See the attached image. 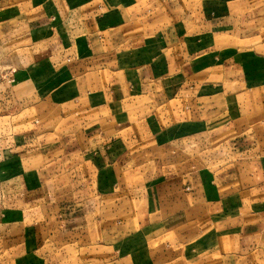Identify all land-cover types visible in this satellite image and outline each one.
<instances>
[{
    "label": "crops",
    "instance_id": "1",
    "mask_svg": "<svg viewBox=\"0 0 264 264\" xmlns=\"http://www.w3.org/2000/svg\"><path fill=\"white\" fill-rule=\"evenodd\" d=\"M249 4L0 0V264H53L47 206L78 264H252L226 238L256 226L225 228L264 205V136L238 120L264 109V6ZM135 122L160 149L148 172L125 158ZM226 134L244 155L211 169Z\"/></svg>",
    "mask_w": 264,
    "mask_h": 264
},
{
    "label": "rangeland",
    "instance_id": "2",
    "mask_svg": "<svg viewBox=\"0 0 264 264\" xmlns=\"http://www.w3.org/2000/svg\"><path fill=\"white\" fill-rule=\"evenodd\" d=\"M251 4L253 6H264V0H251ZM251 4H249V6H251ZM262 17H264V12L261 13ZM258 35L259 38H262L261 40H259L258 44H260V41H264V25L259 27L258 29H256L255 31H253L252 35ZM258 48L261 49V47L259 46ZM40 55V54H37ZM2 60V59H1ZM0 60V79H3L4 77H2L4 75V71H5V67L4 66V58L1 61ZM22 61H18V64H21ZM181 94H179L180 96ZM258 94H256V91H254L253 93V97L257 96ZM174 98L173 100H168V102L166 103L167 105V111H162L163 113H168L170 114V109H172V107L174 108L175 106V94L173 95ZM256 98V97H255ZM188 99H180L179 100V104L182 106V108L180 109L181 111H183V113H180L179 111V116H182L183 118H191L192 117V111L191 108H185L186 105H190L188 104ZM253 99V98H252ZM137 100V99H136ZM140 100H142L143 102H149V99L146 97H142ZM185 100L184 103H182ZM139 101V100H138ZM190 107V106H188ZM170 108V109H169ZM57 109V108H56ZM52 110L50 112V116L47 115V121L51 122V125L54 124L58 119V114H56L57 110ZM146 111H149V109H146ZM173 112V109H172ZM159 114L161 116V120L163 121L162 124L166 125L169 122L173 120V115L171 117H164L165 113L163 114ZM40 115L39 118L41 119L42 116L45 118L46 114ZM57 119V120H56ZM166 119V121H165ZM42 120V119H41ZM242 124L246 123V126L249 127V131L248 134L250 135L251 132L253 131L254 135L253 137L256 135L257 137H263L264 135H259L263 132V128H264V109H260L258 107L255 106V111L251 112H247L244 113L243 116L241 118L238 119ZM43 121V120H42ZM54 121V122H53ZM168 122V123H167ZM62 123H59V125ZM241 124V125H242ZM58 125V127H59ZM143 132V127L139 126L137 122H135L134 124H132L127 130L123 131V135L124 136H129L132 137L134 136L136 139H130L127 143L129 150L127 151V153L129 154L128 157L126 156L125 158H128V162L127 164H129V166L132 165H136L138 170L143 169L145 166L147 165H151L153 169H156V166L154 163V159L156 157H161L159 154L160 149L156 148L155 146H152L148 141L145 140H140L138 139V136L140 134H142ZM127 134V135H126ZM228 134H226L225 137L222 136V138L218 139V141L215 143V146L213 148V150L209 151V153H213L211 159H210V168L211 169H215L217 166L225 164V162L229 161V160H236L239 159L240 157H243L242 153L239 154L237 152L234 153V147H233V141L232 139H228L230 137L227 136ZM251 136V135H250ZM232 137V136H231ZM259 140V139H258ZM224 141V142H223ZM259 143H261V151L264 153V147L263 144L264 142L259 140ZM208 158V157H207ZM207 158L202 157L201 155L198 157L200 162V165L204 164V162ZM150 162V163H149ZM179 166V165H178ZM182 169L185 168L184 167V163L181 164ZM245 168L247 170L251 169L249 166H245ZM149 170L147 167L143 172ZM184 170V169H183ZM246 170V173H248ZM148 172V171H147ZM264 177V176H263ZM136 178H138L140 180V175L137 173ZM138 180L137 183L140 184V181ZM244 181V180H242ZM239 182V183H243L245 184L246 182ZM250 183V181H249ZM259 190H257L256 192H258ZM255 192V193H256ZM243 194H246L243 193ZM259 192L256 194V197H258ZM248 195V193H247ZM126 196V195H125ZM122 197V196H120ZM116 197H114L115 199ZM135 206V205H133ZM139 205H137L138 207ZM247 208L245 209V212H240L239 214H236L233 217H230L232 220L230 221H226L225 222V228L228 227L229 223H233L235 222V224H237V226H241L244 224V222L246 221V219H250L251 223L256 226L255 229L256 232L254 234H252V236H250L249 238H245V237H231L229 239L226 238L227 241H230L229 244L231 245H238V244H243L246 246H249L248 248V254H246V259H250L252 264H264V205H251L250 206H246ZM50 208V209H49ZM258 208V209H256ZM133 209V208H132ZM44 210H46V216L47 213L49 215H55V216H51V220L48 222V226H51L50 231H49V240H47V244L48 246L52 247L49 248L50 251H53L55 253H51V258L49 259L50 262H53V264H56L58 262H60V264H63V261L65 262V264H78V255L76 253V250L74 248V245H70V244H66L60 251L56 250L59 249V246L61 244H59V238L58 234L59 231L62 230L63 226L60 228V224L62 222H58L57 220L61 219L60 216H58V213H56L57 211L53 210V208H51L50 206L44 207ZM253 211H258L255 215H248L250 212ZM52 218L54 220H52ZM53 226V227H52ZM236 226V227H237ZM243 239V240H242ZM242 240V242L240 241ZM235 241V244H234Z\"/></svg>",
    "mask_w": 264,
    "mask_h": 264
}]
</instances>
